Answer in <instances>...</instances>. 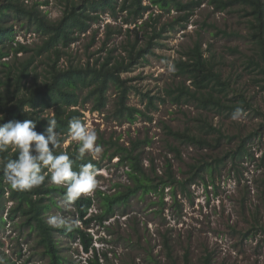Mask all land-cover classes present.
<instances>
[{
  "label": "trees",
  "instance_id": "trees-1",
  "mask_svg": "<svg viewBox=\"0 0 264 264\" xmlns=\"http://www.w3.org/2000/svg\"><path fill=\"white\" fill-rule=\"evenodd\" d=\"M205 1L149 0V3H146V0H59L63 13L55 20L42 8L49 4L50 0H31V2L0 0V116H3L0 124L31 119L37 122L36 130L44 132L49 126L47 120L54 119L57 122L56 130L62 134V143L56 149V153L66 152L73 160L74 170L78 171L81 165L91 163L96 172L102 168L103 157L97 159L86 152L82 159H78V143L65 145L70 138L69 121L77 117L85 124L83 108L89 102H92L91 111L104 112L108 105L111 85H115L119 90L114 113L120 120L134 123L140 116H144L149 121L154 120L151 110L158 109L160 102H165L167 98L147 92L144 96L147 98L148 109L130 104L129 93L132 88L137 89V86L133 84V77H126L123 74L133 71L142 61L148 60V55L155 53V45L166 28L165 25L161 28L156 25L162 12L177 10L180 15L175 21L186 27L195 9ZM210 3L219 11H225L236 4H243L246 15H252L248 35L257 45L259 59L252 56L248 64L255 65L261 73H264V0H210ZM155 7L162 12L155 13ZM149 11L151 12L146 17ZM10 14L26 20L28 27L40 33L42 42L32 46L19 41L16 45L11 43L8 46V41L15 40L14 24L10 25L6 21ZM105 14L121 22H107L101 45L90 50L99 33V29L93 30L91 40L85 46L86 61L76 64L72 57L68 56L70 61L67 64L62 63V58L68 55L67 49L90 31L94 23L101 21ZM141 32H143L142 36ZM217 32L225 36L233 34L226 29H218ZM119 34H125L124 41L113 42L114 36ZM206 52L211 50L205 48L204 43L197 39L175 61L177 75L191 79L194 86L181 81L175 87L168 89L173 101L178 105L197 101L201 108L217 109L220 112L226 109L234 111L237 108H252L251 101L244 92H238L240 96L238 103L229 98L230 90L239 89L233 85L230 77L223 76L222 70L215 61V54L207 55ZM11 53L12 58L5 59ZM21 53L24 55L21 56ZM40 64L46 66L40 69L42 66ZM262 81L264 77L257 79V83ZM198 120L202 127L201 131L192 128L176 130L165 125L166 134L175 137L181 143L209 149L218 148L224 138L240 139L237 145L228 148L223 154L215 155L212 159L203 157L198 163L190 164V170L195 172L186 179L177 177L170 159L163 174L158 173L153 160L150 167H145L143 152L140 149L142 145L150 144L151 138L132 140L130 145L121 143L120 140L104 139L109 145L105 155L113 148V152L109 154L110 159L118 157L117 164L128 167L127 175L132 183L128 185L117 183L115 185L117 190L114 193L97 189L95 195L81 196L71 205L78 215V220L82 221L84 226L73 224L71 231H66L63 227H50L48 223L46 212L57 205L58 197L64 199L66 189L64 186L52 183L47 169L43 170L46 175L45 182L38 188L22 191L11 188L7 183L2 170L3 164L8 159H15L18 156V152L10 146L8 151L0 153V224H7L9 220L16 221L20 218L23 227L28 228L30 234L35 233L37 236L38 245L43 248L44 255L49 257V264H70V262L87 264L76 263L65 253L62 237L78 238L86 253L95 251L94 236L88 228L94 221L103 224L119 207L128 205L131 198L139 192L141 195L158 193L163 202L162 194L168 186L172 187L174 194L177 186L187 192L188 185L195 182L198 176L205 178V170L215 171L229 158L234 165L238 164V160L255 158V152L252 151L249 141L258 134V131H253L248 136L230 135L208 117H199ZM170 147L181 156V150L177 145ZM257 169L262 170L263 173V177L253 180L258 198L253 200L248 195L252 194L250 186L246 185L240 201L243 218L248 222L249 227L244 230L230 225L232 232L240 233L243 240L256 236L258 232H264V214H262L264 156L260 158ZM95 200H100L103 209L101 212L90 213ZM8 201L13 204L5 218ZM136 232L140 235L138 230ZM136 243L141 245L139 240ZM165 245L168 254L173 258V246L168 236L165 237ZM95 254L97 255L96 252ZM213 254L214 252L206 247V253L201 259L203 263L211 264ZM184 257V264H193L188 252ZM148 258L153 263L160 264L151 252ZM94 262L100 264L99 258L94 259Z\"/></svg>",
  "mask_w": 264,
  "mask_h": 264
},
{
  "label": "rangeland",
  "instance_id": "rangeland-1",
  "mask_svg": "<svg viewBox=\"0 0 264 264\" xmlns=\"http://www.w3.org/2000/svg\"><path fill=\"white\" fill-rule=\"evenodd\" d=\"M146 3H149V0H146ZM42 8L55 20L63 13L59 0H50L49 4ZM158 12L162 11L155 7V13ZM162 13L156 25L158 28L165 25L166 28L155 45V53L148 55V60L142 61L133 71L123 74L133 77V84L137 86V89L132 88L129 93L130 104L148 109L147 98L144 96L147 92L167 98L165 102H160L158 109L151 110L154 120L149 121L144 116H140L134 123L120 120L114 113L119 99V90L115 85H111L109 89V101L104 112L91 111L92 102L83 108L85 125L96 132L97 143L102 146L99 155L90 152L87 154L97 159L103 157L102 168L96 171L97 187L90 194L95 195L97 189L114 193L117 183H132L127 175L128 167L117 164L118 157L110 159L109 154L113 152V148L105 155L109 145L104 139L120 140L121 143L130 145L132 140L151 138L152 142L142 145L140 149L143 152L145 167H150L153 160L158 173L163 174L170 159L179 179H186L195 172L190 170V164L198 163L203 157L212 159L238 144V137L231 140L224 138L218 148H199L181 143L166 134L165 125L176 130L192 128L201 131L199 117H208L230 135L248 136L251 132L258 131L249 141L255 158L238 160L237 165L229 158L215 171L205 170V178L198 176L195 182L188 185L187 192L177 186L174 194L172 187L168 186L162 194L163 202L158 193L141 195L139 192L131 198L128 205L119 207L103 224L94 221L88 228L94 236L95 251L86 253L78 238L62 237L64 251L76 263L96 264L94 259L98 257L100 264H155L148 258L151 252L160 264H184V256L188 252L193 264H204L201 259L208 247L214 252L211 264H264V232H258L256 236L243 240L242 235L233 233L230 227L233 225L244 230L249 227L243 218L240 201L246 185L251 189L252 195H248L253 200L258 198L253 180L263 177L262 170H258L257 166L260 158L264 156V81L257 83V79L264 77V73L255 65L248 64L252 56L259 59L257 45L248 35L252 15H246L243 4H236L225 11L216 10L210 0L195 9L186 27L175 21L180 15L177 10ZM6 21L10 25L14 24L15 29V40L8 41V46L11 43L16 45L19 41L32 46L42 42L40 33L28 27L26 20L10 14ZM107 22L121 21L114 20L110 15H103L101 21L94 23L90 31L67 49L68 55L63 57L61 62L67 64L70 61L68 56H71L76 64L86 61L85 46L91 40L93 30L99 29V33L90 50L101 45ZM218 29H226L233 34H218ZM142 34L143 32L141 36ZM125 37V34L116 35L113 42L121 43ZM197 39L204 43L205 48L211 50L206 52L207 55L215 54V61L223 76L230 77L233 85L238 87V91L230 90L229 98L238 103V92H244L251 101L252 108L244 106L245 109H241L235 119L233 116L236 110H206L201 108L197 101L178 105L168 93V89L181 81H186L188 85L194 84L191 79L177 75L175 61ZM12 56L11 53L5 59L9 60ZM40 65V69L46 66ZM170 67L173 70L170 71ZM221 95L224 96L222 93ZM71 143L78 142L70 137L65 145ZM170 145H177L181 156L177 155ZM12 204L7 202L5 218ZM73 209L72 205L66 204L64 199L58 197L57 205L46 213L48 219L51 216H60L71 225L82 224ZM102 209L100 200H95L90 213L101 212ZM166 236L172 243L174 259L168 254ZM137 240L141 245L136 243ZM0 261L4 264H49V257L44 255L43 248L38 245L35 233L30 234L28 228L21 224L20 218H17L16 221L9 220L7 224H0Z\"/></svg>",
  "mask_w": 264,
  "mask_h": 264
},
{
  "label": "clouds",
  "instance_id": "clouds-1",
  "mask_svg": "<svg viewBox=\"0 0 264 264\" xmlns=\"http://www.w3.org/2000/svg\"><path fill=\"white\" fill-rule=\"evenodd\" d=\"M169 70L173 69L170 67ZM241 111L237 108L233 118H237ZM0 120H3V116H0ZM47 121L49 126L44 132H38L37 122L31 119L0 124V153L8 151L10 146L18 152L15 159H8L3 164L4 178L13 189L32 190L45 182L43 170L47 169L52 183L65 187L64 201L71 205L96 189V172L91 163L81 165L78 171L74 170L73 160L66 152L56 153L62 143V134L56 130V120ZM69 134L72 140L78 142V159H82L86 152L95 155L102 152L96 132L90 130L81 119L73 117L69 121ZM48 223L53 228L72 229L71 223L60 216L49 217Z\"/></svg>",
  "mask_w": 264,
  "mask_h": 264
}]
</instances>
